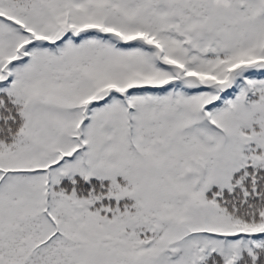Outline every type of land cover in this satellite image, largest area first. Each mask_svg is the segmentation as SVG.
<instances>
[{
	"label": "snow or ice",
	"instance_id": "6c2138e0",
	"mask_svg": "<svg viewBox=\"0 0 264 264\" xmlns=\"http://www.w3.org/2000/svg\"><path fill=\"white\" fill-rule=\"evenodd\" d=\"M0 264H264V0H0Z\"/></svg>",
	"mask_w": 264,
	"mask_h": 264
}]
</instances>
